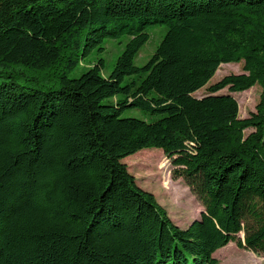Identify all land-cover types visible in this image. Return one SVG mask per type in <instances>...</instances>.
Masks as SVG:
<instances>
[{
    "label": "trees",
    "instance_id": "16d2710c",
    "mask_svg": "<svg viewBox=\"0 0 264 264\" xmlns=\"http://www.w3.org/2000/svg\"><path fill=\"white\" fill-rule=\"evenodd\" d=\"M110 41L106 75L86 56ZM146 148L204 205L186 228L123 161ZM231 241L264 252V0H0V264H220Z\"/></svg>",
    "mask_w": 264,
    "mask_h": 264
},
{
    "label": "rangeland",
    "instance_id": "374dc122",
    "mask_svg": "<svg viewBox=\"0 0 264 264\" xmlns=\"http://www.w3.org/2000/svg\"><path fill=\"white\" fill-rule=\"evenodd\" d=\"M165 25H155L151 29V37L143 46L138 57L137 65L145 64L160 45L166 34ZM125 47L124 43L110 41L106 52H96L86 56L89 61H97L99 57L105 59L106 67L104 74L109 75L114 69L119 55ZM89 67L86 64L71 72V77H78ZM244 72V62L224 63L221 65L216 75L209 84L197 91L196 96L200 97L208 93V87L221 80L228 74H240ZM225 89L224 92H227ZM263 86L258 84L253 88L234 93L239 101L240 117L246 118L257 110V105L261 101ZM124 116L144 118L138 109H128ZM251 130H248V133ZM129 167V171L135 176L137 183L143 189L152 192L157 201L163 206L171 220L182 228H186L192 221L199 219L205 210L204 205L194 194L192 189L186 184L183 178L173 176L174 166L172 160L160 148H146L136 154L130 155L123 160ZM239 236L243 239L244 232ZM228 245L220 248L214 254L220 264H264V252L256 253L247 248H241L237 242L231 241Z\"/></svg>",
    "mask_w": 264,
    "mask_h": 264
}]
</instances>
